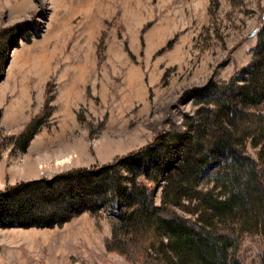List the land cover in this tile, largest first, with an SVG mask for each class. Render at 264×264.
<instances>
[{
    "label": "rangeland",
    "instance_id": "374dc122",
    "mask_svg": "<svg viewBox=\"0 0 264 264\" xmlns=\"http://www.w3.org/2000/svg\"><path fill=\"white\" fill-rule=\"evenodd\" d=\"M0 29H7L0 35L4 188L101 164L162 130L185 128L202 104L188 90L229 80L251 62L264 38V0H0ZM35 116L38 130L21 149L20 134ZM257 149L246 138L244 151ZM224 160L214 156L201 185L216 182ZM234 163L224 172L233 176ZM185 203L191 212L177 209L194 214V202ZM117 207L114 200L53 226H0V264H131L105 243ZM226 222L237 229L238 264H264L263 228L238 214Z\"/></svg>",
    "mask_w": 264,
    "mask_h": 264
},
{
    "label": "trees",
    "instance_id": "16d2710c",
    "mask_svg": "<svg viewBox=\"0 0 264 264\" xmlns=\"http://www.w3.org/2000/svg\"><path fill=\"white\" fill-rule=\"evenodd\" d=\"M6 30L0 29V35ZM252 54L229 80L211 78L188 90L202 104L196 117L187 114L185 128L162 130L101 164L0 188V226L62 224L117 200L118 214L105 243L131 264H238L232 252L237 229L227 219L242 215L264 232V110L256 109L264 100V38ZM37 118L21 132V149L37 132ZM248 137L258 148L256 156L244 151ZM217 154L226 162L218 178L229 186L220 188L217 178L204 187L203 170ZM229 159L235 162L233 176L224 172ZM164 180L158 204L155 196ZM191 201L194 214L177 209L191 212L183 207Z\"/></svg>",
    "mask_w": 264,
    "mask_h": 264
},
{
    "label": "bare ground",
    "instance_id": "6f19581e",
    "mask_svg": "<svg viewBox=\"0 0 264 264\" xmlns=\"http://www.w3.org/2000/svg\"><path fill=\"white\" fill-rule=\"evenodd\" d=\"M62 154V153H61ZM62 156H64V155H62ZM68 157V156H67ZM69 159H71V157L70 158H68V159H66V158H64L63 160H61V161H59V162H62V161H64V162H70V160ZM64 162H62V163H64ZM27 163H29V164H27L26 166H27V168H33V169H36V168H34L35 166H36V164H34L33 162H27Z\"/></svg>",
    "mask_w": 264,
    "mask_h": 264
},
{
    "label": "water",
    "instance_id": "95a60500",
    "mask_svg": "<svg viewBox=\"0 0 264 264\" xmlns=\"http://www.w3.org/2000/svg\"><path fill=\"white\" fill-rule=\"evenodd\" d=\"M256 28L255 29H253L249 34H248V36H251V35H254L255 33H256Z\"/></svg>",
    "mask_w": 264,
    "mask_h": 264
},
{
    "label": "crops",
    "instance_id": "0c3cea01",
    "mask_svg": "<svg viewBox=\"0 0 264 264\" xmlns=\"http://www.w3.org/2000/svg\"><path fill=\"white\" fill-rule=\"evenodd\" d=\"M33 175H35V174H33Z\"/></svg>",
    "mask_w": 264,
    "mask_h": 264
}]
</instances>
